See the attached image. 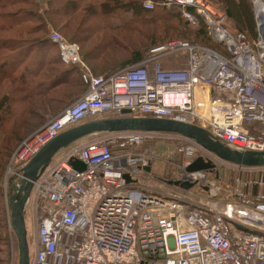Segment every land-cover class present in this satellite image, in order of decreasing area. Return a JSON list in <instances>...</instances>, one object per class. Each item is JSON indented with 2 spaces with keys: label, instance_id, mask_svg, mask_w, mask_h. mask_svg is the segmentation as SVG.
Segmentation results:
<instances>
[{
  "label": "built area",
  "instance_id": "obj_1",
  "mask_svg": "<svg viewBox=\"0 0 264 264\" xmlns=\"http://www.w3.org/2000/svg\"><path fill=\"white\" fill-rule=\"evenodd\" d=\"M251 1L258 29L254 41L229 25L225 11L211 0L144 1L147 9L177 5L194 24L200 15L219 47L172 39L112 75L92 73L75 43L53 31L61 59L82 64L87 90L21 141L9 159L5 186L10 174L18 176L59 133L90 119L119 115L122 109L189 121L231 148L264 151V0ZM182 57L181 67L165 65L167 59ZM102 134L56 155L34 181L27 201L35 219L34 264H264V191L252 189L264 186L263 179L251 182L234 202L196 201L190 190L166 179L156 181L151 174L157 157L139 148L148 139L185 142L183 173L173 181L194 182L204 191L212 185L210 172L186 168L200 156L217 167L219 156L177 133ZM74 157L86 164L85 170L73 166ZM138 172L147 175L144 183H138Z\"/></svg>",
  "mask_w": 264,
  "mask_h": 264
},
{
  "label": "trees",
  "instance_id": "obj_2",
  "mask_svg": "<svg viewBox=\"0 0 264 264\" xmlns=\"http://www.w3.org/2000/svg\"><path fill=\"white\" fill-rule=\"evenodd\" d=\"M144 1L146 0H47V7L40 13V8L34 0H0V49L7 59L6 76L11 81L10 94L2 92L0 95V132L6 134L5 140L0 144V264H3L1 255L5 253L4 248L9 245L7 211L9 186L5 187L6 169L17 146L36 131L35 126L31 125L32 121L27 118L25 123L22 116L26 118L36 105L38 108H44L42 103L35 102L36 99L57 100L56 94L64 86L75 87L79 90L80 96L87 90L79 67L75 64H67L61 59L59 46L51 40L50 25L62 32L65 31L70 40L78 42L82 47L84 59L90 61L94 58L96 59L94 61H100L106 56L107 49L119 45L117 43L119 40L115 39L116 33L135 31L141 24L168 23L173 20L180 21L182 18L180 11L171 6L157 5L154 9H147L144 7ZM211 1L225 11L226 16L239 32H243L251 41L257 38L258 29L251 0ZM188 9L195 12L191 6ZM188 21L191 22L189 19ZM191 24L197 30L193 31L190 27L183 26L184 30L177 32L180 40L211 48L219 47L211 40L208 26L200 15L199 23L191 22ZM12 26H17L14 32L20 35L22 68L20 72L17 68L16 74L10 71V68H13L9 64L10 55L3 51L8 49V38L3 37V31H11ZM169 27L175 30L178 28L175 25L173 27L172 24ZM102 32L111 39L102 38ZM148 39L150 46L154 45L153 47L170 40L168 36L159 38L158 35L153 34ZM92 50L95 52L93 53ZM144 58L141 50H134L127 62H114L107 68L100 66V69L106 70L104 75H111L129 65L142 62ZM96 69L98 70V67ZM71 98L63 100L67 101ZM106 116L116 115L111 113ZM148 141L156 142L148 139L144 146ZM20 180L18 177L15 182L18 183ZM14 239L18 251L15 233Z\"/></svg>",
  "mask_w": 264,
  "mask_h": 264
},
{
  "label": "rangeland",
  "instance_id": "obj_3",
  "mask_svg": "<svg viewBox=\"0 0 264 264\" xmlns=\"http://www.w3.org/2000/svg\"><path fill=\"white\" fill-rule=\"evenodd\" d=\"M46 1L47 0H34V3H36L40 8V13L43 10H45V8L47 7ZM169 6L173 7L176 10H179L181 13L179 6L173 5V4ZM186 21H188V19L182 14V18H180V21L173 20L168 23L156 22L155 24H149V25L141 24V26H138V28H136L137 30L135 31L116 33L115 39L116 41L119 40L117 42L119 43V45L114 46V48L107 49L105 51L106 56L100 61L99 60L94 61L96 60L94 58L90 59V61L84 59L83 54H82L81 45L76 41H73V43H75V45L79 49L80 59H82V62L90 68V71L92 73H94L97 76H100V75L106 74L105 70L98 71L100 69V66L107 68V66H110V64H114V62L116 63L127 62L130 59V56L132 55L134 50H138V51L141 50L143 55L146 56L150 52V50L154 48L153 47L154 45L150 46L148 42L149 40L148 37H150V35L152 34L158 35L159 38L168 36L170 40H166L164 42L171 41L172 39H179V37H177L178 35L177 32L184 30ZM170 24H172L173 27L174 25L178 27L176 28L177 30H175L172 27H169ZM229 25L234 26L231 20L229 21ZM186 27H190V29L193 31L197 30L195 27L192 26L191 22L189 23V21ZM92 29H93V26H92ZM56 30L60 31L57 28L55 29L50 28V35L52 34L53 31H56ZM60 32L62 33V35L68 42H72V40L69 39L68 34H66L65 31L64 32L60 31ZM102 33H103L102 38H104L105 40L111 39V37L108 36L106 33L104 32ZM100 38H101V35H100ZM106 43L108 42L106 41ZM92 51L93 53L95 52L94 50ZM79 65L81 66L82 64H79ZM79 65L77 66L79 67V70H80ZM97 67H98V70L96 69ZM56 96H57V100L56 99L49 100L48 98L36 99L35 102L42 103L43 105L42 107L44 108H38L37 105L35 108L33 107V109L30 110L31 111L30 114L27 116L29 120L38 121L37 123H34V124H38V123H40L41 125L44 124V122L55 118V116L58 115L60 111L73 105L74 101H76L79 98L80 93H79V90H77L73 86L72 87L64 86L58 92V94H56ZM64 98L66 99L71 98V99L66 101V100H63ZM95 135L97 136L90 137L88 139L101 137V134L99 135L95 134ZM74 146L75 145L72 144L71 146L62 149L60 153L57 154V156H60V154H63L64 152L73 148ZM186 146L187 144L185 142L177 138H174L170 140L168 139L167 142L148 141L146 146H141L139 149L144 150V151L150 150L157 157V160H156L157 169H155V172H152L151 176L156 181H161L162 179L171 181V180H174L176 176L178 178L180 173H183V170L180 169V166L182 165L183 158H184L183 155L185 152V149H182V148ZM7 169H6V174H7ZM216 169L217 170L215 172L213 173L210 172L208 175V178L210 180L209 182L212 185L207 190L205 191L202 190L198 185L190 189L189 195L190 194L193 195L196 201H201L204 203L212 201V202L224 203V204L228 202H234L239 199L238 196L240 192L245 191V190L248 191V189L250 188L249 185L251 182L253 184V183H256V181L259 182V180H262V179L264 180V166H261L259 168H249V167L246 168L244 166L241 167V166L229 164L227 162L220 160L217 163ZM11 176L12 174L9 175V178ZM135 176L139 184L144 183L147 178V175L143 172H138L135 174ZM9 178H8V181H9ZM168 187L170 190H173L175 192L179 191L177 187H173V186H168ZM252 189L253 191H258L259 189H261V191L262 190L264 191V186L259 187L257 184H255ZM25 219L27 222L28 240H29V247H30V258H31L32 264H34L33 259H34V254H35V247L33 244H34V235H35L34 233L35 219L32 216V204H30L28 207ZM8 248H9V251H8ZM4 250H5L4 251L5 253L4 254L2 253L1 255L3 258L2 259L3 264H19L18 262L19 261V250L17 251L15 248V239H14L13 230L12 231L9 230V245L7 246V248H4Z\"/></svg>",
  "mask_w": 264,
  "mask_h": 264
},
{
  "label": "water",
  "instance_id": "obj_4",
  "mask_svg": "<svg viewBox=\"0 0 264 264\" xmlns=\"http://www.w3.org/2000/svg\"><path fill=\"white\" fill-rule=\"evenodd\" d=\"M131 109H122L119 115L105 116L97 119H90L68 128L59 133L57 137L50 140L36 153L27 164L17 171L21 177V182L15 183L17 175L9 178L10 193L8 194V204L10 205V219L12 230L17 236L19 248V264H32L30 258V247L28 240V230L26 222L27 201L32 193L34 181L53 162L54 157L64 148L74 144V142L103 132L116 131H142V132H169L177 133L186 138H190L204 147L206 150L219 156L222 160L244 167L264 166V151L246 150L241 151L229 147L223 141L216 139L204 127H200L192 122H185L176 118L138 116L132 115ZM71 163L79 170H85L86 164L77 157L71 158ZM149 170V166L144 168ZM187 172L207 171L215 172L216 165L211 160H206L204 156L196 158L186 168ZM125 178L132 182L130 174L126 173ZM169 184L179 186L185 190H190L196 184L185 182L180 179L169 181Z\"/></svg>",
  "mask_w": 264,
  "mask_h": 264
},
{
  "label": "crops",
  "instance_id": "obj_5",
  "mask_svg": "<svg viewBox=\"0 0 264 264\" xmlns=\"http://www.w3.org/2000/svg\"><path fill=\"white\" fill-rule=\"evenodd\" d=\"M16 27L17 26H12V28H11L12 32L11 31H3V37L8 38V41H7L8 49L7 50L5 49L3 51H5L4 52L5 54L10 55L9 64L13 66V68H10V71L12 70V72L14 74H16L17 68H18V72H20V70L22 68L20 35L17 32H14V28H16ZM50 28L55 29V27L52 26V25H50ZM2 53L3 52L0 49V95H1L2 92L10 94L9 93L10 92L9 87H10V84H11L10 78H8L6 76V73L8 72V64L6 62L7 59L5 58L4 55H2ZM183 61H185V57H182V61H180L178 59L171 58V59L165 60V65L168 68L181 67V66H183V63H182ZM100 70H104V69H100ZM100 70H98V71H100ZM24 113H25V115H27L26 112H24ZM22 118H23L22 120H24L25 123H26L28 117L25 118L24 116H22ZM37 122L38 121L33 120L32 123H31V125L33 124L35 126L34 128L36 130H37V128H40L43 125V124L41 125L40 123L34 124V123H37ZM18 123H19V119H18ZM90 137H93V136L92 135L88 136L87 138L82 139V140L77 141V142H74V143L77 144L79 142H83L85 140H88V138H90ZM5 138H6V134L3 133V132H0V144L5 140ZM18 177H20V176H17L16 179H18ZM20 179H21V177H20ZM19 182H21V180ZM15 183H17V182H15ZM7 186H9V189H10L9 182H8ZM7 186H5V187H7ZM9 189H8V191H9ZM9 193H10V191H9ZM7 205H8V207H7L8 219L10 220V205L8 204V200H7Z\"/></svg>",
  "mask_w": 264,
  "mask_h": 264
}]
</instances>
